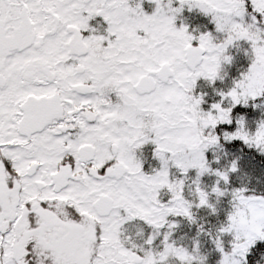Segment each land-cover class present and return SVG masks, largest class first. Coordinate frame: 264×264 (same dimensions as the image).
Here are the masks:
<instances>
[{
  "label": "snow or ice",
  "instance_id": "6c2138e0",
  "mask_svg": "<svg viewBox=\"0 0 264 264\" xmlns=\"http://www.w3.org/2000/svg\"><path fill=\"white\" fill-rule=\"evenodd\" d=\"M0 264H264V0H0Z\"/></svg>",
  "mask_w": 264,
  "mask_h": 264
}]
</instances>
